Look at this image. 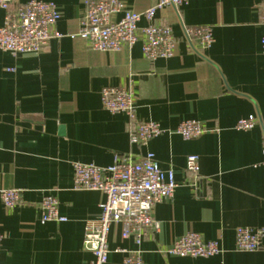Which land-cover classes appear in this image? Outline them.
Returning <instances> with one entry per match:
<instances>
[{"label": "crops", "instance_id": "0c3cea01", "mask_svg": "<svg viewBox=\"0 0 264 264\" xmlns=\"http://www.w3.org/2000/svg\"><path fill=\"white\" fill-rule=\"evenodd\" d=\"M37 1L56 5L62 37L37 55L0 50V193L18 190L25 203L9 210L0 199V264H91L84 227L98 218L103 195L73 189V164L104 168L118 157L147 153L177 188L153 209L160 230L140 244L111 227L106 264H121L132 251L141 252L144 264H264V239L257 251L234 250L235 229L264 227L263 0H197L158 9L155 23L170 27L176 44L171 58L155 61L143 57L140 42L114 53L71 39L84 0ZM122 1L142 13L159 0ZM3 18L0 10V27ZM145 24L141 19L138 26ZM196 26L212 30L214 42L202 54L183 38V27ZM106 87L131 91L136 119L158 123L163 133L132 146L126 116L102 108ZM249 116L256 117L254 128L236 130ZM187 120L202 123L206 133L183 140L175 131ZM188 156L198 158L196 173L186 171ZM47 195L57 199L64 222H41L38 205ZM187 233L217 241L222 254L162 253Z\"/></svg>", "mask_w": 264, "mask_h": 264}, {"label": "built area", "instance_id": "2783aa9c", "mask_svg": "<svg viewBox=\"0 0 264 264\" xmlns=\"http://www.w3.org/2000/svg\"><path fill=\"white\" fill-rule=\"evenodd\" d=\"M197 0H159L142 13L128 9L122 0H84V10L77 32L71 39L79 38L98 52H119L141 43L143 57L148 61L169 59L174 55L176 40L170 27L156 24L154 14L164 7L180 8ZM4 12L0 27V50L17 55H37L43 52L49 41L62 36L55 26L61 14L54 3L32 0L20 4L15 0H0ZM144 19L145 26L138 23ZM260 23L263 27L261 49L264 54V0L260 6ZM183 38L198 54L209 49L214 40L212 30L206 26L183 27ZM194 45V46H193ZM101 105L110 114H123L127 118L129 142L143 146L159 137L163 130L158 123L136 119L135 96L129 90L106 87L100 93ZM256 117L249 116L237 121L235 129L250 131ZM175 133L183 140H194L206 133L197 121H182ZM186 171H198V158H186ZM177 184L171 173H164L151 153L134 159L132 154L115 159L109 167L73 164V189L96 191L103 195L99 216L85 223L83 248L93 257L91 264H106L108 259L107 237L111 227L118 225L123 240L133 239L140 244L147 236L160 230V223L152 215L154 207L173 197ZM0 199L5 209L23 206L18 190H3ZM40 220L64 222L59 216L58 201L53 195L45 196L38 205ZM3 237L0 235V247ZM264 227L257 230L235 229L234 250L254 252L261 248ZM124 252V251H123ZM217 241L206 242L197 233H187L176 239L163 254L174 257L208 258L222 254ZM121 264H144L141 252H128Z\"/></svg>", "mask_w": 264, "mask_h": 264}, {"label": "water", "instance_id": "95a60500", "mask_svg": "<svg viewBox=\"0 0 264 264\" xmlns=\"http://www.w3.org/2000/svg\"><path fill=\"white\" fill-rule=\"evenodd\" d=\"M62 131V130H61Z\"/></svg>", "mask_w": 264, "mask_h": 264}]
</instances>
